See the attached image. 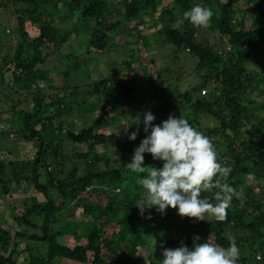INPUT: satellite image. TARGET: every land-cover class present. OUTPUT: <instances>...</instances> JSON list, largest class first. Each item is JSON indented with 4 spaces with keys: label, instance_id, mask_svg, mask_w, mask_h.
<instances>
[{
    "label": "trees",
    "instance_id": "16d2710c",
    "mask_svg": "<svg viewBox=\"0 0 264 264\" xmlns=\"http://www.w3.org/2000/svg\"><path fill=\"white\" fill-rule=\"evenodd\" d=\"M5 1H18L26 5L18 14L21 42L14 55L9 56L8 64L15 65V70L12 72L15 84H22V88L34 95L32 111L22 110L18 113V117L22 116L19 128L29 130V136L26 138L39 139V150L34 160L0 162V172L14 170L18 175L17 177L13 171L15 181L24 180L33 183L35 190L45 196L46 203L42 204L34 199L28 203L29 206L25 205L21 216L14 217L20 224L21 230H17L12 254L7 258L0 256V264H17L15 256L21 253L19 246L25 239L37 243L43 241L48 245L45 254L36 253L35 245H26L24 250L29 255L27 264H59L60 262L62 264H144L141 257L146 255L149 258L147 253L154 245L155 238L149 234L153 221L158 224L159 234L160 229L165 231L172 229V234L165 233L163 239H158L161 240L158 244L159 248L179 247L175 245L176 225L167 212L162 215L153 209L150 214L146 211L147 214L145 212L144 215L134 204L141 199L140 192L143 191L137 183L138 177L146 174L153 166L161 167L162 161L153 160L151 154L145 153V172L130 171L126 163L131 161L134 148L147 134L139 132L135 141L129 140L127 132L135 131L136 125L127 123V130L118 142L114 140L116 134L112 125L114 119H124L125 105L129 107L130 115L134 117L138 116L141 110L152 113L160 111L165 114L171 110L169 96L176 98L179 93L177 83L175 86H166L163 80H167V77L158 72L160 79L157 78L153 87L155 94L150 92L144 94L137 89L138 79L134 75L121 77L117 70L112 68V74L107 77L99 75V79L93 81L99 85L101 97L98 96L96 99L91 96L90 99L92 110H96L97 114L101 113L99 115L101 118L103 115L110 117V122L106 120L98 124L97 121L80 129L74 124L67 126V115L73 111L71 101L68 102L66 99L68 92L65 89L61 96L57 91L55 97L48 102L46 92L42 91L44 88L37 81L39 78L49 80L50 72L49 68L43 72L39 69V65L46 62V51H49L51 43L53 46L51 50L60 48V52L55 49V52L60 54L58 57L65 55V64L68 59H74L77 49L71 45L72 35L80 38V41L83 40L86 51L105 53L112 50L111 34L121 25L120 19L113 20L106 15L113 7V0ZM122 3H124L123 16L128 20L142 15L152 16L155 12L154 0H122ZM194 5H201L210 10L216 8L215 14L211 17L210 27L214 30L215 38L220 45L223 43L222 47L218 48L212 42L205 43L198 39L197 28L183 20V13ZM64 8L69 9L68 17L60 13ZM175 10H179L180 15ZM71 13L77 15L78 22L62 27V22L59 21L69 19ZM248 15L252 21L250 27L246 25ZM182 20L183 23H179ZM27 22L38 26V33L32 40L26 29ZM159 22L161 25L158 24ZM175 24L179 26L173 27ZM156 27H159L157 32L162 35L163 41L160 40L162 45L170 47L176 53L183 54L187 51L196 57L195 68L205 72L201 75L204 78L202 86L213 81L208 94L207 92L201 94L199 84L188 86L183 96L192 109V115L184 118L207 136L211 144H219L222 140L228 142L221 156L228 155L230 159L222 162L220 157L217 158L222 166L231 168L226 182L237 192L239 189L244 191L245 200L240 195L239 198L234 197L223 221L212 219L202 228L213 235L214 245L225 248L229 244L225 238L228 229L249 231L250 239L235 238L240 250L237 263L258 264L262 255L259 254L257 259L256 254L264 250V202L259 198L254 184L248 183L244 176L250 175L259 180L264 176V115L259 116L255 112V109L260 111L264 107V59L259 58L256 53L259 46L264 45V3L262 0H176L172 7L163 6L159 9L158 18L152 20L150 25L154 30ZM84 32L87 36L83 34ZM228 45L231 46L230 49H227ZM124 49L129 59L127 65L132 70V64L141 59V56L139 58V54L137 55L139 49L131 50L127 45ZM251 52L255 54L252 55ZM256 58L261 60L257 61L258 69L252 70L251 60L254 61ZM5 70L6 66L4 68V65L0 64V88L8 86L4 77ZM34 83L37 87L33 89ZM35 89L38 90L37 94ZM197 89L199 94L195 96L194 92ZM155 98L157 100H154ZM43 112L45 115H38ZM203 114L213 117L217 122L216 125L202 124L198 118ZM121 123L123 122L119 125ZM39 124L46 133L44 137L36 129ZM139 127L142 128V125L137 128ZM101 128H107L110 134ZM56 133L61 137L65 136L63 139H68L75 145L86 146V152L80 153L86 165L82 174H79L74 167L69 177L60 178L53 176L54 170H48L50 163L46 153ZM248 134L254 136L255 140L248 139ZM111 143L119 144V158L122 164L97 168L98 163L104 161L105 157L98 153L96 146L103 145L108 152ZM53 154L57 155V150ZM156 161L159 162L158 165ZM45 168L47 180L42 181L41 169ZM50 192H59V194L54 197ZM86 192L104 195L102 199H105V202L92 200L90 195L84 194ZM262 195L264 196V192ZM74 201L76 207H81L84 215L75 225L78 232H73L78 242L71 247L58 241L59 237L67 235V230L60 227L63 226L60 224L62 221L58 222L59 230H55L53 226L57 221L58 213ZM151 216L153 218H150ZM68 223L71 225L69 221L65 224ZM27 227L38 229L40 233L39 231H31V233ZM192 238L186 236L185 241L189 247L193 246ZM9 240L10 233L0 227V249L4 252L8 250ZM248 241H250V249L246 250L245 244ZM254 244L258 247H253ZM150 260L151 262L146 264L155 263L152 256Z\"/></svg>",
    "mask_w": 264,
    "mask_h": 264
},
{
    "label": "rangeland",
    "instance_id": "374dc122",
    "mask_svg": "<svg viewBox=\"0 0 264 264\" xmlns=\"http://www.w3.org/2000/svg\"><path fill=\"white\" fill-rule=\"evenodd\" d=\"M175 2L176 0H154L155 6L153 7V10L155 12L152 16L142 15L141 17H137L136 19L128 20L123 16L122 10H124V3H122V0H113V7L110 9V12L106 13V15H109L108 17L113 18V20L120 19L121 25L115 32H112L111 34L112 50H110L109 52L106 51L105 53H97L86 51V44L83 42V40L80 41V38H76L75 35H72L70 38L71 45L77 49L75 52L77 54H74V59H68L67 64H65V55H62L61 53L63 57H58L60 56V54L55 52L56 48L54 49V51L51 50L53 46L52 43L49 44L50 49L49 51H46L45 56V58H47L46 62L40 64L39 69L43 70V72H46V70H48L47 68H49L48 71L50 72V79L46 80L43 78H39L37 82L40 84V86H42V88H44L42 89V91L46 92V99L48 102L53 97H55L57 91L62 96V94H64V91L67 90L68 93L67 95L65 94L66 99L68 102L71 101L70 103L73 105V111L69 115H67V126L74 124L80 129L85 125H89L97 121L98 124H101L106 120L110 122V117H106V115H103V117L101 118V116L99 117L101 113L97 114L96 110H92V107L90 106L92 100L90 99H92L91 96L96 99L98 96L99 98L101 97V91L99 89L100 87L99 85H96V83H93V81H97L99 79V75L107 77L108 75L112 74V68H115L117 70L116 72L121 77L134 75L138 79L137 89L139 91L141 90L144 94H149V92L151 94H155L153 87L155 86L157 80L160 79V77L158 76V72L161 75L167 77V80H163L166 86H175V84L177 83L176 85H178L179 91L178 95L176 96V98L169 96V98L172 100H169V102L171 103V110L167 111L165 114L161 113L160 111H154L153 114L155 115L156 119L153 121V124H160L161 121H163L164 118L167 119L169 115H174L177 118H180L181 116L187 117V115H192V109L190 108L189 103L184 99L183 93L189 85L193 86L195 84H199V87L201 88V94H205L203 93L204 88L207 90L206 94H208L209 90L213 86V81H210V83L206 86H202L204 78L201 77V75L205 72H202L201 70L198 71L195 68L196 57H194L187 51H185L183 54L176 53L170 47L167 48L168 46L162 45V43L160 42V40L162 39V35L157 32V29L159 27H156L155 30L153 28H150L152 20L157 19L159 16V9H161L163 6L172 7ZM262 2L264 3V0H262ZM25 6V4H22L18 1L6 2L5 0H0V64L4 65V68L6 66L4 77L6 82L8 83V86L0 88V143L2 144L1 147L8 146V144L4 145V143L9 142V147L11 146L12 149L17 148V155L15 153H11V156L13 155L12 158H14L12 160H18L17 158H27V160H34L37 157L39 150V139L37 137H34L32 140H29V138H26V136H29V130H26L25 128H19L21 126L20 119H22V116L19 118L18 113L22 110L32 111L34 95L32 93H29L28 90L22 88V84H15V80L12 78L13 67L15 65L14 63L8 64L10 63L9 56L14 55L18 44L21 42V33L18 26V14L19 10ZM175 11L180 15L179 10ZM211 11L212 15H214L216 12V8ZM60 13L63 16L68 17L69 9L64 8ZM70 15L71 16L69 19L67 18V20L65 21H59L62 22V27L69 26L73 22H78L76 14L71 13ZM249 16L250 15H248V18H246V25L248 27H250L252 23ZM158 24L161 25L160 22ZM26 25V29L29 32L30 38L32 40L33 37H35L38 33V26L32 25L30 22H27ZM211 25L212 21L210 19L207 27H195L198 30V39L205 43L212 42L216 44L218 48L220 46L222 47L223 43L220 45V42L217 41L214 35L215 32H213L214 30H212L210 27ZM83 34L87 36L86 32H84ZM125 45H127V48H130L131 50L139 49V52L136 53L137 55L139 54V58L141 56V59L139 61H135L132 64V70H130L127 65L129 59L124 49ZM57 51L60 52V48ZM65 53L66 51H64V54ZM256 53L259 58L262 57L261 59H264V45L259 46V49H257ZM251 54L254 55L255 52H251ZM261 59L256 58L254 59V61L251 60L250 69H258L257 61ZM32 87L33 89L36 88L37 84L34 83ZM198 91L199 89L194 92L195 96H198ZM35 93L37 94L38 90L35 89ZM154 100L157 99L155 98ZM124 109H126V113L123 115L124 119L118 120L116 118L112 122L114 132L116 134V138L114 139L115 141H118L122 138L123 133L127 130V123L132 124L133 126L136 125L137 129L139 125L135 124L134 122L138 118L142 120L141 114L142 112H145V110H141L139 115L134 117L130 115L128 106L125 105ZM255 112L257 115L263 116L264 107L260 111L255 109ZM47 114L50 113L47 112ZM38 115H45V112ZM198 120L201 121L202 124L210 126H215L217 123L213 117L204 114L201 115ZM120 122L123 123L119 125ZM141 125L142 128L139 127V132L143 134V124L141 123ZM36 129L42 133L43 137L45 136L46 133L43 132L41 124L37 125ZM101 130H105L110 134V131L107 128H101ZM63 138H65V136L61 137L56 133L55 138H53L51 144L48 146L49 151L46 153V157L48 159V162L50 163L48 166V170H54L53 176L60 178L69 177L74 167L77 168V172L79 174H82L84 172V169L86 168V165L84 158L80 157V153L86 152V146L81 147L79 145H75L72 141H68V139L66 140ZM247 138L252 141L255 140V137L251 135L247 136ZM227 143L228 142L226 140H222V142L219 143L220 145L212 144L217 157H220V161L222 162H226L230 159V156L228 155L221 156V152L226 150ZM118 146V143L109 144L108 152L105 151L106 149L103 145L96 146L98 153L102 154L105 157L104 161L98 163L97 168L102 169L119 166L120 164H122V160L119 158L120 154L118 151ZM56 150L57 155H54L53 153ZM158 164L159 162L156 161V165ZM44 170H46V168L41 169V171L43 172V175L41 176L42 181L47 180ZM13 171L11 169H8L6 172H0V193L10 192V188L11 192H29V194L31 195L27 197L26 195L22 194V197L23 195L26 197L24 198L26 207L30 205L27 204V201L32 202L34 199H37V202L39 203L45 204L46 198L44 195H42L43 193L37 192L34 188L33 183L29 181H15L16 179L13 178ZM244 178H247L248 183L254 184L259 198L264 202V196L262 195V192H264V176L261 180L252 178L250 175H246L244 176ZM33 192L35 194H33ZM243 192V190L239 189L238 193L240 196H242V198L244 197ZM50 193L54 197L59 194V192ZM39 194L43 197L39 198ZM84 194L90 195V198L92 200L100 201L102 203L105 202V199H102L105 196L102 194L100 195L96 192H86ZM140 194L142 196V192H140ZM202 195L211 202L215 203V201L212 199L211 193H202ZM243 200L245 199L243 198ZM166 212L170 215L171 220L176 225V228L174 229L177 233V240L175 245H187L185 241L187 235L193 237V240L195 237H199V240L195 241L197 243H204L208 240V242L214 244L213 235L207 233L205 229L202 228L207 220H197L196 218L181 217L173 208H168ZM21 214L17 216H21ZM145 214H147V212ZM154 214H156V212H154ZM83 215L84 214L81 210V207H76L75 201L58 213L57 221L53 226L54 229L59 230L61 227V229L67 230V235H63L58 238V241L61 244H67L71 247L77 244L78 241L76 240L73 232H78V228H76L75 225L78 220H82ZM150 218H153V216H151ZM59 221H62V223L60 224H63V226L59 227ZM67 221H69L71 225L69 223L66 225L65 223ZM40 222L42 223V217H40ZM151 225L152 226H150L151 230L149 234L151 237L155 238V240L153 241V244H155V246L151 248L152 252L150 250L148 251L149 253L147 254L149 255V258H147L146 255L142 256L141 258L142 262L146 264L151 262L150 257L152 256V260L155 262L154 264H160L159 260L162 259V249L158 246L159 242L161 241H158V239H163L165 233L168 235L172 234V229L167 231L160 229L159 234L157 232L158 224L153 221ZM27 229L30 232L39 231L38 233H40V230H36L35 228L27 227ZM19 230H21V228ZM227 234H231L232 236H234V238L240 239H250L251 236L249 231L237 230L235 228L228 229ZM248 242H246L245 244L246 250L250 249V241ZM30 244L35 245V252L39 254H45L48 249V245L46 242L39 241L37 243L36 241L31 242V240L29 241L28 239H25L19 246V250L21 251V253H17L15 256L17 264H27L29 255L28 252L24 250V248L26 245L30 246ZM253 247H258V245L254 244ZM169 248L173 247L171 246ZM258 254L262 255L261 259L258 258ZM256 256L257 259L261 261L258 264H264V250L258 251ZM59 264L62 263L60 262Z\"/></svg>",
    "mask_w": 264,
    "mask_h": 264
},
{
    "label": "clouds",
    "instance_id": "9594fccd",
    "mask_svg": "<svg viewBox=\"0 0 264 264\" xmlns=\"http://www.w3.org/2000/svg\"><path fill=\"white\" fill-rule=\"evenodd\" d=\"M211 16L209 8L194 5L183 13V20L200 28L208 26ZM155 119L151 111H146L142 120L138 118L134 122L142 123L147 135L134 148L126 167L134 173H144L145 153L151 154L153 160L162 161L161 167L153 166L138 177L137 183L143 191L141 199L134 204L141 214L146 211L150 214L154 209L163 215L173 208L181 217L223 221L233 198H239L236 189L226 182L231 168L221 165L210 139L183 116L169 115L160 124H153ZM138 135L139 128L127 132L132 141ZM202 193H211L215 203ZM225 238L229 242L226 248L208 240L195 242L199 237L194 238L191 248L186 244L162 248L160 264H237L240 250L235 238L231 234H225Z\"/></svg>",
    "mask_w": 264,
    "mask_h": 264
},
{
    "label": "crops",
    "instance_id": "0c3cea01",
    "mask_svg": "<svg viewBox=\"0 0 264 264\" xmlns=\"http://www.w3.org/2000/svg\"><path fill=\"white\" fill-rule=\"evenodd\" d=\"M4 146L1 147L0 143V161L1 162H8L14 158H12L11 153H15L17 155V148L12 149V147H9V142L4 143ZM4 151V152H2ZM2 153V154H1ZM6 158V159H4ZM18 160H27V158H17ZM6 160V161H5ZM22 194L27 196H30L29 192H1L0 193V222L9 224L15 230H19L21 226H19V223L16 222L15 218L17 215L21 214V212L25 209L26 202H24V198H26L24 195L22 197ZM33 194H35L33 192ZM40 195V194H39ZM43 197L42 195L39 196ZM31 201H27V204Z\"/></svg>",
    "mask_w": 264,
    "mask_h": 264
},
{
    "label": "water",
    "instance_id": "95a60500",
    "mask_svg": "<svg viewBox=\"0 0 264 264\" xmlns=\"http://www.w3.org/2000/svg\"><path fill=\"white\" fill-rule=\"evenodd\" d=\"M0 227L6 229L10 233V240H9V247L6 252L0 249V256L7 258L9 257L13 250L15 249V244H16V237H17V230L10 226L9 224L0 222Z\"/></svg>",
    "mask_w": 264,
    "mask_h": 264
},
{
    "label": "built area",
    "instance_id": "2783aa9c",
    "mask_svg": "<svg viewBox=\"0 0 264 264\" xmlns=\"http://www.w3.org/2000/svg\"><path fill=\"white\" fill-rule=\"evenodd\" d=\"M230 47H231V46L228 45V46H227V49H230ZM14 70H15V67H13V71H14ZM19 71H20V70H19ZM206 91H207V90L204 88V89H203V93H206Z\"/></svg>",
    "mask_w": 264,
    "mask_h": 264
}]
</instances>
